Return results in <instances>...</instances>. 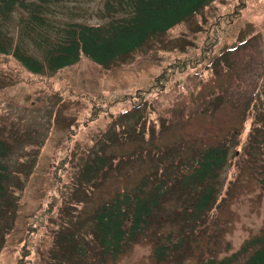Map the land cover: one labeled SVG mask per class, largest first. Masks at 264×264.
<instances>
[{
    "label": "trees",
    "instance_id": "obj_1",
    "mask_svg": "<svg viewBox=\"0 0 264 264\" xmlns=\"http://www.w3.org/2000/svg\"><path fill=\"white\" fill-rule=\"evenodd\" d=\"M67 1L0 0V73L35 86L39 84L38 77L59 73L83 58L102 69L113 70L127 64L149 43L161 40L177 26L190 22L218 0H109L101 15V19H108L107 23L56 26L46 17L56 13V9ZM18 10L27 16L23 20L25 35L14 41L6 28ZM237 13L231 11L223 18L209 22L201 51L170 65L151 78L144 88L130 93H95L91 96L72 87L68 96L87 103L84 109H89L86 126L106 119L107 125L101 135H108L116 118L141 114L172 88H185L183 80L197 78L198 87L203 90L194 91L191 100L183 99L179 106L181 115H177L175 106H170V111L167 106L156 111L159 126L155 123L148 128L146 120L143 130V117H140L135 127L131 126L127 132L109 134L108 140H104L92 158L89 151L101 135L90 139L82 156L85 163L79 168L75 190L83 184L95 186L101 183L107 174L120 169V161L144 162L150 166L133 188L117 192L98 206L91 216L92 222L83 221L81 215L73 211L75 207L69 204L71 202L63 197L62 171L72 161L69 146L75 139L69 130L65 158L61 165L51 168L47 202L30 223L12 264H117L132 247L149 239L154 244L150 256L153 264H186L187 258L192 256L193 244L209 229L208 218L224 197L221 198L220 180L229 161L228 138L238 140L240 147L256 146L262 139L260 133L262 135L264 131V121L260 115H264V70L243 105L241 128L231 130L227 133L230 135H224L215 144L185 137L172 146L160 148L158 143L162 142L164 132L174 125L188 124L195 114L213 118L223 108L237 106L231 101L237 98L235 86L242 83L238 63L234 62L236 54L245 46H252L256 39L262 40L264 45L263 27L261 32H251L243 40L220 48L224 35L222 25ZM26 37L33 39L41 58L27 51ZM14 62L26 77L21 76L20 69L11 67ZM13 69L18 71L12 73ZM0 118L3 120L0 122L1 241L13 229L19 206V186L6 162L16 154L19 144H30V132L22 130L17 119L8 113ZM250 119H253L251 128L247 138L243 139L245 124ZM262 136L264 138V134ZM130 142L137 145L134 154L125 157L118 151L110 152L111 147L121 148ZM198 264H264V227L246 240L236 253L217 258L210 250V255Z\"/></svg>",
    "mask_w": 264,
    "mask_h": 264
},
{
    "label": "rangeland",
    "instance_id": "obj_2",
    "mask_svg": "<svg viewBox=\"0 0 264 264\" xmlns=\"http://www.w3.org/2000/svg\"><path fill=\"white\" fill-rule=\"evenodd\" d=\"M107 1L109 0H68L61 8L56 9V13L46 18L56 26H65L69 23L89 25L107 23L108 19H101ZM231 11L239 13L223 23L224 35L220 48L228 43L243 40L251 32L262 31L264 0H218L212 7L194 16L190 22L177 26L161 40L149 43L127 64L113 70L102 69L83 58L78 64L59 73L38 77L39 84L35 86L19 82L18 79L12 80L0 73V115L5 116L8 113L17 119L22 130L30 132L28 141L30 144H19L16 147V154L6 162L9 170L14 173V181L19 186L17 189L19 206L13 229L5 240L0 241V264L13 263L30 223L46 204L48 196L46 188L51 179V168L53 165H61L62 159L65 158L63 154L68 149L65 140L69 130L75 139L69 146V158H72V161L69 165L66 164L67 167H63L62 171V184L65 185L63 197L71 202L69 204L75 207L73 211L80 214L83 221L92 222L91 216L98 206L110 200L117 192L133 188L141 176L149 170L150 166L144 162L120 161V169H115L111 174L109 173L110 175L107 174L101 183H96L95 186L83 184V187L75 190L79 168L85 163L82 156L85 155L90 139L99 138L97 136L103 133L107 122L104 119L86 126L89 109H84L87 103L74 101L68 96L72 87L77 92L91 96L95 93H130L144 88L151 78L170 65L200 52L208 35V23L223 18ZM120 16L121 14L118 15ZM26 17L24 12L18 10L13 15L12 21L7 24L6 33L14 41L25 35L23 20ZM25 39L27 51L41 58V52L34 45L33 39L29 37ZM251 45L235 53L234 62L238 63V71L242 76V83L235 86L238 89L235 95L237 98L231 100L237 106L223 108L213 118L195 114L188 124L174 125L169 131L164 132L162 142L158 143L160 148L181 142L183 137L215 144L231 130L241 128L243 105L247 102V98H250L264 70L262 40L256 39ZM12 66L20 69L21 76L26 77V73L15 62ZM18 69H13L12 73L17 72ZM244 69L247 71L244 72ZM183 82L185 88L181 86L172 88L170 93L154 100L153 107L143 109L141 114L128 115L120 120L116 118L115 125L113 124L108 135L100 136L99 142L89 151V156L91 158L94 156V153L102 147L104 140H108L109 134L115 131L127 132L131 126L135 127L140 117H143L141 127L144 130L146 120L148 128L155 126V123L157 126L160 125L156 111L166 106L168 111L170 106H175V112L181 115L183 112L179 106L183 99L191 100L194 91L203 90V87H198L197 78ZM260 117L264 121V115ZM2 121L0 118V122ZM252 122L253 119L246 122L243 139L247 138ZM262 135L260 133L262 139L256 146L246 147L237 146L238 140L230 141V137L228 138L229 161L220 180L221 198L223 195L224 197L208 218L209 229L193 244L192 256L187 258L186 264H198L210 255V250L217 258L230 256L239 251L246 240L257 235L264 227L262 181L264 180V138ZM135 144L124 143L121 148L113 146L110 152L118 151L122 156H130L137 150ZM259 144H262V147ZM68 213L73 216L71 212ZM153 248L151 239L145 240L132 247L117 264H153L150 260Z\"/></svg>",
    "mask_w": 264,
    "mask_h": 264
}]
</instances>
